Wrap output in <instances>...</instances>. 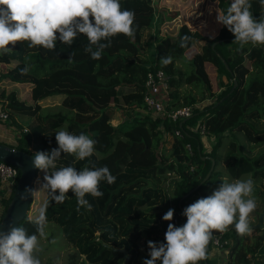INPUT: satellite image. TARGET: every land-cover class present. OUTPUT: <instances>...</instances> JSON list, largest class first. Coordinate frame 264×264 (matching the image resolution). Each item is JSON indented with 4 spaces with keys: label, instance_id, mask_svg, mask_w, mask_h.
<instances>
[{
    "label": "trees",
    "instance_id": "obj_1",
    "mask_svg": "<svg viewBox=\"0 0 264 264\" xmlns=\"http://www.w3.org/2000/svg\"><path fill=\"white\" fill-rule=\"evenodd\" d=\"M119 2L122 11L135 13V40L123 34L110 38L111 46L104 49L100 60L85 52L89 42L84 34H78L71 47L59 39L55 50L29 48L28 41H19L15 46L8 45L13 49L11 53L0 55V86L17 85L28 90L27 98L18 97L15 90H4L5 101L0 108L7 113L9 122H13L10 112L34 116L41 109V102L52 96L59 98L63 109L36 115L37 121L27 124L19 139H0V143L34 157L37 152L58 147L55 134L59 130L74 135L84 133L97 141L94 154L78 160L62 153L57 169L71 166L79 172L85 167L107 166L116 177L113 184L100 181L102 197L86 194L91 211L84 207L77 211V198L71 191L63 204L49 202L47 222L59 227L63 239L73 249L63 264H121L123 253L127 256L126 264H143L144 259L150 258L147 242H165L169 221L162 217L170 208L178 218L175 226L186 223L183 209L193 198L205 197L199 191L208 185L218 163L213 156L216 150H203L200 125L204 126V137H213L217 142L225 137L224 133H238L250 146L261 145L262 150L250 157L240 150L241 146L237 147L235 140H229L228 150L219 162L232 179L245 173L256 180L264 178V125L259 124L264 122V45L250 43L237 51L239 45L233 43L234 35L220 23L212 37L199 31V23L185 22L176 27L174 35L163 34L159 24L164 19L160 10L155 12L151 0ZM204 2L207 8L198 19L203 24L211 6L225 14L231 4L229 0ZM249 3L254 19L264 17L261 0ZM145 33L148 39L143 41ZM184 36L190 39L181 47ZM188 49L192 52L186 58ZM164 56H171L172 63L162 65L160 58ZM26 66L29 71L22 75L21 69ZM207 68L215 74V89ZM155 71H161L165 78L164 108L190 106L189 117L170 120L152 113L143 104L144 82L147 74ZM117 108L123 116L113 124L111 118ZM211 160L212 169L204 180ZM37 173L44 178V171L36 168L35 177ZM194 187L195 191L181 199ZM41 192L39 202L17 225L28 235L37 234L40 209L45 201H50L48 190L43 188ZM258 196L263 203L260 211L264 208V194ZM9 198H0V217ZM255 211L250 216L256 219L259 211ZM251 229L255 234L261 233L250 236L249 245L240 242L236 230L220 234V240L232 239L225 264H247L248 253L250 262L264 264V231ZM209 247L210 243L206 251ZM43 264L52 262L48 259ZM198 264L210 263L206 258Z\"/></svg>",
    "mask_w": 264,
    "mask_h": 264
},
{
    "label": "clouds",
    "instance_id": "obj_2",
    "mask_svg": "<svg viewBox=\"0 0 264 264\" xmlns=\"http://www.w3.org/2000/svg\"><path fill=\"white\" fill-rule=\"evenodd\" d=\"M250 8L249 0H232L226 13L217 16V22L234 35L233 43L239 45L237 51L250 43L264 45V17L257 21ZM134 16L133 11L121 10L119 0H0V55L11 53L13 49L8 45L15 46L19 41H28L29 48L40 46L55 50L59 39L71 47L78 34H84L89 42L85 52L92 59L100 60L104 49L111 46L110 38L123 34L135 40ZM189 39L182 37L181 47L186 46ZM160 59L165 66L173 61L171 56ZM68 60L71 63L72 57ZM28 71L26 66L21 74ZM55 139L57 148L35 153L32 161L35 168L45 172L42 188L48 190L50 197L41 207L36 221L40 236L45 235L49 202L63 204L71 191L77 198V211L80 207L91 211L86 194L100 198L103 196L99 190L100 181L113 184L116 180L107 166L85 167L79 172L71 166L57 169L62 153L85 160L94 154L97 141L84 133L74 135L65 130L57 131ZM253 190L251 178L222 182L210 196L199 198L183 209L186 223L180 227L168 224L165 242H147L150 258L144 259L143 264H198L207 258L206 248L213 232L222 233L233 224L239 235H250L248 218L256 208ZM32 193L33 190L26 187L20 194L21 200H27ZM169 198L175 199V196ZM174 211L170 208L162 219L172 221ZM40 252L37 234L28 235L19 226H10L7 232L0 231V264H41Z\"/></svg>",
    "mask_w": 264,
    "mask_h": 264
},
{
    "label": "rangeland",
    "instance_id": "obj_3",
    "mask_svg": "<svg viewBox=\"0 0 264 264\" xmlns=\"http://www.w3.org/2000/svg\"><path fill=\"white\" fill-rule=\"evenodd\" d=\"M154 4L155 12H161V16L164 19L161 24H159V29L161 33L163 34H169L174 35L176 27L181 23L185 22L189 25L191 23H199V31L203 34H207L209 36H214L218 32L219 23L217 22V16L219 14V11L214 8V5L209 8L208 12L205 13L204 18V24L201 23L202 20H199V17L202 18L204 15L201 14V11L205 8H207L205 0H151ZM231 3L232 0H229ZM170 17L169 20H166L165 17ZM202 24V25H201ZM148 39V34L145 33L142 40L146 41ZM195 48V47H194ZM192 49H188L185 52V57H189L191 54ZM184 57V60H186ZM178 66L183 68L181 63H177ZM209 79L211 80L212 89H215V74L213 71H211L210 68H207ZM8 91L9 89L15 90L17 92L18 97L20 98H27V89L22 88L21 86H13V87H6V86H0V104L5 101L4 98V90ZM42 107L34 116H27V115H20L13 112H10V117L13 120V122H9V119L6 120V122L0 121V127L4 128V132H7L8 141H13L14 139H19V133L21 131H24L27 128V124H34L37 120L36 115L43 116L46 113H54L58 111H63L61 106L59 105V98L56 96L48 97L44 99L42 102ZM122 110L117 108L114 111V114L111 118V122L113 124L120 121L122 118ZM11 121V120H10ZM10 123V124H9ZM260 125H264V122L261 120L259 122ZM224 138H220L217 142L215 138L213 137H204L201 136V144L203 147V150L205 151H211L213 148L214 157H217V160L221 158L225 151L228 150V141L229 140H235L237 143V147L241 146V151L248 155L253 156L258 151L262 150L261 145H253L250 146V144L245 140V137L238 133H233V135L225 134ZM204 137V138H203ZM217 143V144H216ZM209 146V148H208ZM31 148V147H30ZM212 168L211 165H209L208 168V174L210 172V169ZM213 175L208 185L204 187L199 192L204 191H212V189H217L222 182H228L233 183L236 180H247L251 178L254 181V190H253V198L256 201V208L255 213L259 211V209L262 207V199L261 202L258 194H264V178L261 180H256L251 177L250 173L242 174L238 179H232L227 172L225 171L223 165L221 162H218L214 168ZM218 173V174H217ZM217 174V175H215ZM207 176H204V180H206ZM44 178L41 175V173H37V176L35 177L34 184H33V193L32 195L31 203L29 209L34 206L36 203L39 202V199L41 198L42 194V186H43ZM37 188L39 191H37ZM247 199V198H246ZM38 201V202H37ZM28 209V211H29ZM261 211V210H260ZM259 211V212H260ZM254 213V215H256ZM29 212H27V215ZM251 215V214H250ZM254 218V217H253ZM257 220V218H254V221ZM257 222V221H256ZM261 233V231H258L257 234ZM257 235L255 232L251 231L250 236ZM38 236V246L41 249V252L39 253V259L41 261V264L45 263L48 259L52 262V264H63L67 254L72 253L73 249L65 242V240L62 237V234L60 232V229L57 225H55L52 222H47L46 228H45V235L40 236L39 233H37Z\"/></svg>",
    "mask_w": 264,
    "mask_h": 264
},
{
    "label": "built area",
    "instance_id": "obj_4",
    "mask_svg": "<svg viewBox=\"0 0 264 264\" xmlns=\"http://www.w3.org/2000/svg\"><path fill=\"white\" fill-rule=\"evenodd\" d=\"M144 94L143 104L152 113L157 115H164L170 120H178L189 117L191 114L190 106H183L172 110H166L164 108V97H165V78L161 71H155L154 73H148L144 82ZM0 120H8L7 113L0 108ZM198 132L201 136H204L205 129L203 125L198 127ZM178 135V132H175ZM186 149L189 151V146L186 145ZM18 176V170L12 165L0 162V187L2 199L11 197L14 189L15 181ZM199 197L193 198L189 205L198 200ZM188 205V206H189ZM1 206V205H0ZM221 232H213V235L209 243L215 248H222L226 246L227 240H220Z\"/></svg>",
    "mask_w": 264,
    "mask_h": 264
},
{
    "label": "water",
    "instance_id": "obj_5",
    "mask_svg": "<svg viewBox=\"0 0 264 264\" xmlns=\"http://www.w3.org/2000/svg\"><path fill=\"white\" fill-rule=\"evenodd\" d=\"M33 159L34 157L29 153L0 143V162L12 165L18 170V176L15 181L13 192L0 217V231L7 232L10 226H17L18 223L27 215L32 195L29 196L27 200H21L20 194L23 193L26 187H29L33 190L36 172V168L32 163ZM212 163L213 161L211 160V166ZM206 176H208V173ZM195 189L196 187L192 188L190 191L185 193L181 199L191 194L193 191H195ZM263 212L264 210L262 209L258 213L257 222L256 224L251 225V228H262ZM126 259L127 256L125 253H123V260L121 264H126Z\"/></svg>",
    "mask_w": 264,
    "mask_h": 264
},
{
    "label": "crops",
    "instance_id": "obj_6",
    "mask_svg": "<svg viewBox=\"0 0 264 264\" xmlns=\"http://www.w3.org/2000/svg\"><path fill=\"white\" fill-rule=\"evenodd\" d=\"M0 139H4L6 141L9 140L7 137V132H4V128H1V127H0ZM208 148H209V146H208ZM218 162H219V160H218ZM214 190L215 189H212V191H204L202 193L204 194L205 197H208L212 194V192ZM262 209L264 210V208H262ZM248 219H249L250 226L256 224L257 220L254 221V218L252 216H249ZM177 220H178L177 215L174 213L173 220L169 221V223H173L175 225L177 223ZM261 229H263V231H264V212H263V217H262V228ZM231 230L232 231L235 230V224L229 226L226 231L230 232ZM214 232H216V231H214ZM162 235L164 236L163 233H162ZM239 239H240V242L242 241L243 243H245L247 245L250 244V235H244V236L239 235ZM227 243L229 245L228 246L226 245L227 247L223 246L222 248H215L210 244L209 249L206 251V257H207L210 264H225V262L228 258L227 250H228L229 246H231V244H232V239L231 238L228 239ZM258 254H259V251L258 252L256 251L255 255H258ZM255 255H252V257ZM245 258L247 259L249 264H255L254 261L250 262V254L249 253L246 254ZM260 259L261 258H257L256 260L260 261Z\"/></svg>",
    "mask_w": 264,
    "mask_h": 264
}]
</instances>
